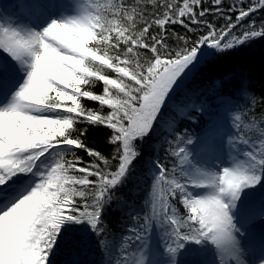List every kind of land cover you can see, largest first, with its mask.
I'll return each mask as SVG.
<instances>
[{
  "label": "snow or ice",
  "instance_id": "obj_1",
  "mask_svg": "<svg viewBox=\"0 0 264 264\" xmlns=\"http://www.w3.org/2000/svg\"><path fill=\"white\" fill-rule=\"evenodd\" d=\"M17 7L23 15L0 11V264H55L65 246L89 235L106 264H184L181 257L208 251L211 264H264V248L247 261L241 239L264 220V203H248L264 189V95L245 89L247 111L229 109L231 127L227 117L223 127L214 123L196 149L169 111L186 115L189 105L175 95L198 65L264 38V21L251 19L264 0ZM176 25L196 38L172 31ZM90 127L107 130L108 155L86 145ZM165 127L172 166L148 160L141 212L109 240L105 213L114 203L127 208L132 197L122 194L139 189L142 150H154ZM157 231L162 247L152 242Z\"/></svg>",
  "mask_w": 264,
  "mask_h": 264
},
{
  "label": "trees",
  "instance_id": "obj_2",
  "mask_svg": "<svg viewBox=\"0 0 264 264\" xmlns=\"http://www.w3.org/2000/svg\"><path fill=\"white\" fill-rule=\"evenodd\" d=\"M226 3H232V0H226ZM209 19H212L209 17ZM259 25L264 21V10L259 11L251 17ZM213 22L222 24V21L213 20ZM172 31L181 35H187L189 39H195L193 33H186V30L179 25L173 26ZM173 46L175 44L173 43ZM254 94L257 97L264 95V38H254L240 48L236 49L234 54L226 56L221 60H212L208 58L207 63L201 64L193 77L183 86L175 95V99L181 104L197 103L201 100L208 101V114L218 115L226 107L235 108L237 111H247L246 105L248 99L244 90ZM101 85H97L95 91L99 92ZM90 107L97 105L91 101H83ZM172 116L176 117L177 126L182 128L180 132L186 129L187 133H196L204 129L212 120L197 113L194 120L184 123L178 118L175 109H169ZM260 108L257 107L256 116L259 118ZM105 129L89 128V134L84 138L88 147L108 155L111 151L106 144ZM172 137L163 128L157 138L155 149H143V159L136 165L134 174L139 180V189H128L122 194L128 199L126 209H120L114 203L110 211L105 213V223L108 228L106 236L111 240L114 236L118 237L123 233L125 227L131 224L130 215L141 212L143 200L142 190L147 186L146 170L149 159L159 158L169 167L172 166V158L168 157L167 149L169 147L166 141ZM81 157L87 161L91 159L86 153L80 152ZM108 257L98 243L95 236L89 235L83 242L65 246L64 250L55 257V264H106Z\"/></svg>",
  "mask_w": 264,
  "mask_h": 264
},
{
  "label": "rangeland",
  "instance_id": "obj_3",
  "mask_svg": "<svg viewBox=\"0 0 264 264\" xmlns=\"http://www.w3.org/2000/svg\"><path fill=\"white\" fill-rule=\"evenodd\" d=\"M5 1H7V0H0V11H3V3L5 2ZM191 74V73H190ZM189 74V75H190ZM189 75H188V77H189ZM187 77V78H188ZM186 78V79H187ZM185 79V80H186ZM221 119H225V118H221ZM228 122H230V120H229V118H228ZM231 123V122H230ZM229 123V124H230ZM200 144V142L197 144V145H194L193 147H191L190 149H196L197 147H198V145ZM255 191V190H254ZM253 191V192H254ZM250 198H253V197H250ZM249 198V199H250ZM253 199H256V198H253ZM252 200V199H251ZM250 200V201H251ZM250 201H248L249 203H250ZM255 226H258V227H263L264 226V220H260V219H257V220H255L254 222H252L251 224H249L248 225V229L249 230H252V228L253 227H255ZM259 229V228H258ZM253 233H254V236H253V238H256V236H257V232L255 231V230H253ZM158 234H160V233H156L154 236H153V240L155 239V237L157 236V238H156V240H154V241H152V242H158V240H159V237H160V235H159V237H158ZM160 246L162 247L163 246V242H162V244H160ZM188 259H189V255L188 256H185V258H184V264H189V262H188ZM245 259L247 260V261H250V259L247 257V255H245Z\"/></svg>",
  "mask_w": 264,
  "mask_h": 264
},
{
  "label": "bare ground",
  "instance_id": "obj_4",
  "mask_svg": "<svg viewBox=\"0 0 264 264\" xmlns=\"http://www.w3.org/2000/svg\"><path fill=\"white\" fill-rule=\"evenodd\" d=\"M9 13H13V12H9ZM14 14L19 15L18 13H14Z\"/></svg>",
  "mask_w": 264,
  "mask_h": 264
}]
</instances>
